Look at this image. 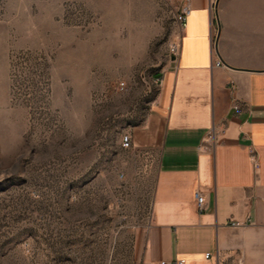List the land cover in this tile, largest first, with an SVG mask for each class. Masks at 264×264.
Wrapping results in <instances>:
<instances>
[{
  "label": "rangeland",
  "instance_id": "rangeland-1",
  "mask_svg": "<svg viewBox=\"0 0 264 264\" xmlns=\"http://www.w3.org/2000/svg\"><path fill=\"white\" fill-rule=\"evenodd\" d=\"M179 0H0V264H135L124 133L176 58Z\"/></svg>",
  "mask_w": 264,
  "mask_h": 264
},
{
  "label": "crops",
  "instance_id": "crops-1",
  "mask_svg": "<svg viewBox=\"0 0 264 264\" xmlns=\"http://www.w3.org/2000/svg\"><path fill=\"white\" fill-rule=\"evenodd\" d=\"M188 2L179 52L120 160L148 208L132 261L264 264V0Z\"/></svg>",
  "mask_w": 264,
  "mask_h": 264
},
{
  "label": "built area",
  "instance_id": "built-area-1",
  "mask_svg": "<svg viewBox=\"0 0 264 264\" xmlns=\"http://www.w3.org/2000/svg\"><path fill=\"white\" fill-rule=\"evenodd\" d=\"M185 2L183 4H181L179 10H178V13H177V18L183 23V21L185 20L186 18V14L190 8L189 6V0H184ZM179 43L177 44H174L173 47H172V50H173V53L174 54H178L179 52ZM217 64H222L221 60H218L216 62ZM234 108L237 110V111H241V107L240 105L235 102L233 104ZM121 144H122V147L123 148H129L131 145H132V138H131V134L129 132H126L123 134L122 136V139H121ZM251 158H252V162H253V165L255 167V169H257L259 167V160H258V156H257V153L252 151L251 152ZM194 196H195V199H196V202H197V208L199 211H202L204 210L205 208V195L203 193L202 190L200 189H196L195 192H194ZM233 225H239V224H242V222L240 221H232L231 222ZM207 256L210 255L209 252H207L206 254ZM185 261L184 259L182 258H176L174 260H171V261H168V260H164L161 262V264H184ZM233 264H243V261H242V257L241 255H239L237 257V259L235 260V262Z\"/></svg>",
  "mask_w": 264,
  "mask_h": 264
}]
</instances>
